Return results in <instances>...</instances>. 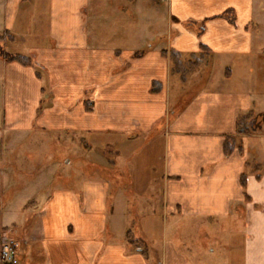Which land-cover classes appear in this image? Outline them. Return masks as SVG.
Segmentation results:
<instances>
[{
	"label": "crops",
	"instance_id": "obj_1",
	"mask_svg": "<svg viewBox=\"0 0 264 264\" xmlns=\"http://www.w3.org/2000/svg\"><path fill=\"white\" fill-rule=\"evenodd\" d=\"M87 2L0 0V34L7 36L0 47L30 60L29 66H22L0 57L2 129L16 135L35 127L111 134L126 144L138 137L156 140L162 130L167 157L160 197L165 214L173 223L193 221L210 233L213 227L236 228L241 219L242 243L235 245L231 236L226 245L218 239L220 247L207 249L209 235L202 233L197 255L168 242L145 254L142 248L130 247L127 230L118 229L124 218L116 210L119 184L108 174L100 179L82 175L78 184L49 191L36 203L38 209L23 229L29 246L20 254L21 264H264V171L244 173L249 167L248 137L255 133H236L237 119L252 107L250 98L228 90L196 89L187 98L173 95L171 79L177 74L163 54L172 50L187 58L203 48L207 55L201 65L216 60L220 81L228 82L234 68L243 70L251 60L260 0H151L153 8L167 3L165 30L140 33L134 47L114 49L96 39L89 42L83 11ZM38 4L47 12L44 45L21 54L17 45L28 37L23 24L29 21L31 27ZM224 13L230 18L220 17ZM201 23L204 30L198 34ZM178 80L185 84L186 79ZM43 98L47 103L39 114ZM154 145L141 153L142 163L153 157ZM259 146L252 144L254 157ZM120 150L113 155L123 157ZM152 175L139 168L131 183L147 188Z\"/></svg>",
	"mask_w": 264,
	"mask_h": 264
},
{
	"label": "rangeland",
	"instance_id": "obj_2",
	"mask_svg": "<svg viewBox=\"0 0 264 264\" xmlns=\"http://www.w3.org/2000/svg\"><path fill=\"white\" fill-rule=\"evenodd\" d=\"M150 1L136 0L135 4H132L129 0H88L83 11L89 42L96 39L98 44L106 48H131L140 42L142 34L148 36L150 33L165 30L167 3H161L163 5L160 4L159 7L155 4L153 8ZM33 10L31 27L29 21L28 24H23L28 37L25 41L20 40L17 45L19 51L16 52L25 55L31 48L43 46L46 37L47 12L42 4L36 5ZM257 10L258 26L253 24L252 28L255 33L251 60L249 64L244 65L243 70L234 68L232 78L228 79V82H221V76L218 74L220 64L216 60H210L208 66L204 64L198 70L187 73L185 84H179V74L171 79V92L175 96L185 94L187 98L196 89L207 92L228 90L249 96L252 105L250 111L255 119L261 122L253 131L255 136L248 137L249 167L244 170L247 175L250 170H257L254 168L256 163L259 172L264 171V0H260ZM150 17L153 27H150ZM172 22L175 20L172 19ZM161 45L165 47L166 43ZM46 103L43 98L39 114ZM2 112L0 89V239L5 238L8 231H11L8 237L27 239L28 242L20 247L19 264L21 252L29 246V238L23 235V229L30 221V213L38 209L36 203L42 201L49 191L78 184L83 180L82 175L86 179H100L108 174L113 182L119 184L116 189V205L119 207L116 210L119 215H124V218H120L122 225L118 229L127 230L125 240L129 242L130 247L142 248L146 251L145 254L149 255L152 249H161V245L168 242L183 253L197 255L198 236L202 233L209 235L205 241L207 249L220 247L218 239L226 245L231 236H234L232 240L235 245L242 243L244 227L241 219L238 220L240 224H237L236 228L234 225L218 227L217 230L213 227L210 233L206 232L205 227L197 228V223L193 221L173 223V219L165 214L160 197L166 181L164 131L161 130L156 140L147 141V138L138 137L135 142L128 144L111 134L100 136L90 133L88 136L85 133L52 131L37 127L16 135L2 129ZM108 141L112 145H108ZM255 143L260 145L257 157L250 151ZM153 144L155 145L151 154L154 155L145 160L143 166V157L140 155ZM107 146H111L108 147L110 150H105ZM120 148L123 150V157H115L113 152L116 153L115 149L121 151ZM102 150L104 155L99 157ZM108 162L114 166H108ZM139 168L153 173L151 184L148 183L147 188H134L131 183ZM150 185L153 186L152 194ZM31 200L35 204L32 205ZM231 228L235 229L234 234Z\"/></svg>",
	"mask_w": 264,
	"mask_h": 264
},
{
	"label": "trees",
	"instance_id": "obj_3",
	"mask_svg": "<svg viewBox=\"0 0 264 264\" xmlns=\"http://www.w3.org/2000/svg\"><path fill=\"white\" fill-rule=\"evenodd\" d=\"M228 13V12H227ZM227 13L222 14L220 17L223 18H230L227 16ZM233 19L231 18V22ZM189 27H194L192 23L188 24ZM204 30V23H201L199 27L197 28L198 34L202 33ZM7 38L6 35H1L0 34V43L3 42ZM163 54H168V58L171 62V72L175 74L180 75V79L185 81L186 79V74L191 72L192 70H195L201 66L203 61H205V56L207 55V51L205 49H201V52L198 54H191L187 58H183L179 53H176L174 51H169L168 53L165 52ZM0 57H2L6 62H17L22 66H29L30 65V60L27 57L20 56V55H10L6 54L2 48L0 47ZM173 114V113H172ZM261 120L255 119L254 115L252 112L247 113L244 116H241L237 119L236 122V133L238 135H250L255 131L259 125H260ZM255 127V128H254ZM229 146V145H228ZM227 146V147H228ZM225 153H229L230 149L226 148L225 144ZM231 148V147H230ZM249 166V165H247ZM254 168L258 169V164L254 165ZM254 171L255 170H250ZM245 179V174H242L241 180L244 182Z\"/></svg>",
	"mask_w": 264,
	"mask_h": 264
},
{
	"label": "built area",
	"instance_id": "obj_4",
	"mask_svg": "<svg viewBox=\"0 0 264 264\" xmlns=\"http://www.w3.org/2000/svg\"><path fill=\"white\" fill-rule=\"evenodd\" d=\"M9 232L5 233V238L0 239V264H19L20 247L26 244L27 239L8 237Z\"/></svg>",
	"mask_w": 264,
	"mask_h": 264
}]
</instances>
